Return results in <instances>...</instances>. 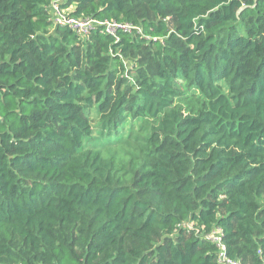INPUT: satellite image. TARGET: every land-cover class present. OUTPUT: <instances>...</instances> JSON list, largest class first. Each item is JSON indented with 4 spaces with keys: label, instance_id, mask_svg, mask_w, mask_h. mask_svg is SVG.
Instances as JSON below:
<instances>
[{
    "label": "trees",
    "instance_id": "obj_1",
    "mask_svg": "<svg viewBox=\"0 0 264 264\" xmlns=\"http://www.w3.org/2000/svg\"><path fill=\"white\" fill-rule=\"evenodd\" d=\"M56 1L0 0V264H264V0Z\"/></svg>",
    "mask_w": 264,
    "mask_h": 264
},
{
    "label": "built area",
    "instance_id": "obj_2",
    "mask_svg": "<svg viewBox=\"0 0 264 264\" xmlns=\"http://www.w3.org/2000/svg\"><path fill=\"white\" fill-rule=\"evenodd\" d=\"M63 1L64 0H57L49 7V14L52 17L53 25L55 27H66L81 38H86L97 28H101L110 34H113L116 29L124 26L129 28V25H122L108 20H99L94 17H75L70 14L69 10L62 8L61 5ZM207 238L211 243L217 246L220 264H242L240 260L232 259L228 255L222 229H214L207 235Z\"/></svg>",
    "mask_w": 264,
    "mask_h": 264
},
{
    "label": "bare ground",
    "instance_id": "obj_3",
    "mask_svg": "<svg viewBox=\"0 0 264 264\" xmlns=\"http://www.w3.org/2000/svg\"><path fill=\"white\" fill-rule=\"evenodd\" d=\"M139 32H141V31L139 30Z\"/></svg>",
    "mask_w": 264,
    "mask_h": 264
}]
</instances>
